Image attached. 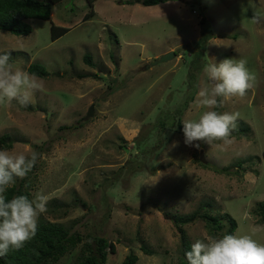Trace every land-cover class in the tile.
<instances>
[{"label": "rangeland", "instance_id": "1", "mask_svg": "<svg viewBox=\"0 0 264 264\" xmlns=\"http://www.w3.org/2000/svg\"><path fill=\"white\" fill-rule=\"evenodd\" d=\"M136 1L63 0L51 19L27 21L29 36L0 29V54H10L14 68L39 64L48 72L27 105H0V138L13 139L9 151L39 154L30 177L32 198L47 195L46 207L62 210L43 215L83 237L55 264H78L90 235L116 245L107 264H121L131 253L137 264H181L173 217L207 203L211 214L231 216L241 234L264 244V231L252 232L264 226L256 213L264 202L258 167L264 161V20L251 22L253 14L264 17V0H181L154 7ZM53 24L70 31L53 41ZM204 30L213 37L201 50ZM171 52L175 57L158 63ZM226 58L245 59L255 76L246 95L225 102L219 112H238L237 127L247 125L249 137L188 147L178 120H198L208 110L194 106L203 68ZM92 106L95 113L85 121ZM249 158L246 173L221 171H234ZM224 223L217 234L201 220L184 228L193 243L222 237L229 227L226 218ZM142 241L154 255L142 252Z\"/></svg>", "mask_w": 264, "mask_h": 264}, {"label": "clouds", "instance_id": "2", "mask_svg": "<svg viewBox=\"0 0 264 264\" xmlns=\"http://www.w3.org/2000/svg\"><path fill=\"white\" fill-rule=\"evenodd\" d=\"M264 17L253 14L252 23ZM205 82L200 87L194 106L208 109L198 120L183 122L184 143L199 150L201 143L208 146L229 145L231 134L237 127L238 112L223 114L213 110L233 98L244 97L255 76L243 58H226L219 64L211 62L203 68ZM39 77L20 68H14L10 54H0V105L16 101L21 106L29 103L31 96L42 90ZM219 142V143H217ZM39 154L30 157L0 149V256L11 249H20L38 230L39 217L47 211L48 196L36 192L32 199L18 195L8 200L7 191L17 178L24 179L37 163ZM264 177V161L258 165ZM264 231V226L252 232ZM187 264H264V244L252 234H224L196 239L185 253Z\"/></svg>", "mask_w": 264, "mask_h": 264}, {"label": "trees", "instance_id": "3", "mask_svg": "<svg viewBox=\"0 0 264 264\" xmlns=\"http://www.w3.org/2000/svg\"><path fill=\"white\" fill-rule=\"evenodd\" d=\"M63 0H0V29L9 32L16 36H29L32 32V26L27 22L28 20H48L51 19L54 6ZM181 0H137L145 7H154L168 2H175ZM89 17V16H86ZM206 21H203L204 25ZM70 31L67 27H61L52 25L51 33L52 40L56 41L62 36L66 35ZM212 35L209 30L202 32V48L205 50V46L212 39ZM201 56V55H200ZM85 62L94 67L93 59L91 56L85 57ZM29 73L35 74L42 78L48 75L46 69L39 64H32L27 70ZM195 93L191 100L194 99ZM189 98V99H190ZM183 109L178 110L179 116H181L187 105H183ZM221 107L215 108V111L220 112ZM166 126V125H164ZM177 130L183 135V124L178 120ZM250 128L243 123H240L238 127L232 132L230 138H247L249 137L248 131ZM13 139L9 135H4L0 138V149L11 150L14 147ZM137 144V143H136ZM239 164H236L234 171L229 168L221 169L222 172L227 175L239 174V170L247 172V168H250L249 159H241ZM251 160V161H250ZM137 168H141V165H136ZM35 166L27 174L24 179L17 178L16 183L11 187L5 194L8 200L18 195H26L29 199H32L31 188L32 184L30 181L31 174H33ZM135 172H140L136 170ZM84 206H86L84 204ZM55 211L47 208L48 212H56L62 210L60 205L54 204ZM213 205L207 203L203 205L198 211H195L188 215L174 216V222L177 233L181 239V264H187L185 253L190 250L191 242L188 238L187 231L184 228L188 224L195 223L199 220L204 221L206 228L210 233H220L226 228L224 219L226 218L229 227L225 234H235L238 228L237 221L229 215L226 216H215L209 211ZM256 213L259 216V222L264 224V202L258 204ZM141 240V239H140ZM83 242V237L80 233L72 232L70 227L52 222L46 218L43 214L38 220V230L36 235L27 241L24 246L18 250L11 249L7 255L0 256V264H55L60 259L64 258L68 253L73 252L77 246ZM141 250L145 255L152 256L155 254L149 245L142 241ZM117 253L116 245L111 242L105 236L90 235L88 241L84 242L78 264H107L108 259ZM87 256L85 257V255ZM139 257L135 253H131L121 264H137Z\"/></svg>", "mask_w": 264, "mask_h": 264}, {"label": "water", "instance_id": "4", "mask_svg": "<svg viewBox=\"0 0 264 264\" xmlns=\"http://www.w3.org/2000/svg\"><path fill=\"white\" fill-rule=\"evenodd\" d=\"M173 57H175V53L174 52H171V53H168L166 54L165 56H163L159 61L158 63H166L168 61H170ZM154 65L157 64V63H153ZM95 107L92 106L88 115L86 116V118L84 119L85 121L89 120L95 113Z\"/></svg>", "mask_w": 264, "mask_h": 264}]
</instances>
